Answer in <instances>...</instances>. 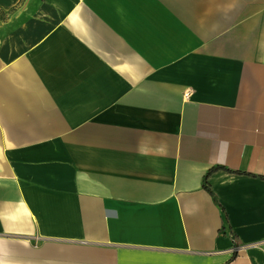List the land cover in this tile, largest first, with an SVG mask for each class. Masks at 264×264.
<instances>
[{
    "label": "crops",
    "instance_id": "1",
    "mask_svg": "<svg viewBox=\"0 0 264 264\" xmlns=\"http://www.w3.org/2000/svg\"><path fill=\"white\" fill-rule=\"evenodd\" d=\"M0 264H264V0H0Z\"/></svg>",
    "mask_w": 264,
    "mask_h": 264
},
{
    "label": "trees",
    "instance_id": "2",
    "mask_svg": "<svg viewBox=\"0 0 264 264\" xmlns=\"http://www.w3.org/2000/svg\"><path fill=\"white\" fill-rule=\"evenodd\" d=\"M219 168H220V167H214V168L208 170V171L205 173V175L203 176V178H202V187H203V189H204L205 191H207V192L211 195L213 201H214L217 205H218V202H217V200H216L215 195L213 194V191H212L211 188L209 187V184H208V182H207V179H208V177H209V175H210V173H211L212 171L217 170V169H219ZM225 170H227L228 172H232V173H234V171H231V170H228V169H225Z\"/></svg>",
    "mask_w": 264,
    "mask_h": 264
},
{
    "label": "built area",
    "instance_id": "3",
    "mask_svg": "<svg viewBox=\"0 0 264 264\" xmlns=\"http://www.w3.org/2000/svg\"><path fill=\"white\" fill-rule=\"evenodd\" d=\"M240 250H243V247L235 248V251H237V252Z\"/></svg>",
    "mask_w": 264,
    "mask_h": 264
}]
</instances>
